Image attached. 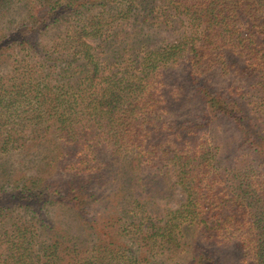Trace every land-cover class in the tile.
<instances>
[{
	"label": "trees",
	"instance_id": "16d2710c",
	"mask_svg": "<svg viewBox=\"0 0 264 264\" xmlns=\"http://www.w3.org/2000/svg\"><path fill=\"white\" fill-rule=\"evenodd\" d=\"M10 1L17 0L0 4ZM18 1L27 15L0 38V49L26 56L14 61L17 77L0 80V156L33 154L44 172L17 179L0 172V264H218L220 257L209 263L198 235L223 243L256 225L255 255L264 264V189L252 188L253 198L241 182L232 187L223 216L229 173L214 170L219 148L202 133L227 116L245 143L264 145L262 130L256 136L237 115L245 100L202 81L210 73L264 78V0ZM53 28L60 30L49 51L40 40ZM180 65L186 88L163 79ZM192 88L202 118L164 120L167 100L176 106ZM150 163L180 187L178 207L143 199L140 181ZM241 201L257 208L245 211L254 227L232 223ZM57 204L78 216L85 239L56 225L61 233L48 234L53 225L41 211ZM244 240L235 247L253 252Z\"/></svg>",
	"mask_w": 264,
	"mask_h": 264
},
{
	"label": "rangeland",
	"instance_id": "374dc122",
	"mask_svg": "<svg viewBox=\"0 0 264 264\" xmlns=\"http://www.w3.org/2000/svg\"><path fill=\"white\" fill-rule=\"evenodd\" d=\"M20 3L21 2L17 0L15 2L10 1L5 5L2 3L0 4V38L10 30L16 29L20 21L25 19L27 10L25 5ZM59 30V28L51 29L49 35H44L40 40L49 51H52L53 43L51 39L57 35ZM20 54L26 56V51L21 50L19 52L18 48H13V50L8 48L4 50L0 49V80L9 79L12 76L17 77V73H14V75L11 74V69H14V61ZM19 70L22 69L19 68ZM186 72L187 69L183 65H180L167 70L168 76H165L163 79L167 81V84L172 83L174 79V87L186 88L189 84ZM202 81L217 93H221L225 96H229L233 93L237 95L238 98H243L247 109L242 110L239 107L237 113L238 117L243 116L245 118V125L248 126L246 128H249L256 136L259 134L258 129H261L264 133V78H232L230 76H220L219 73H214L213 75L210 73L209 79H202ZM187 91L188 93L185 94L186 96L184 95V97H187V100L182 102L179 101L176 106H173V104L169 102L170 99L173 100V97L169 98L172 93L166 95V97L169 98V100H167L169 107L166 108L165 114L163 113L164 120L183 119L184 123H191L202 118L203 111L199 109V107H196L194 103L195 97L193 88L191 90L187 89ZM166 92L167 90L164 93ZM202 133L212 147L216 146L219 148V153L217 152L218 155L214 163V170L221 173L224 171L229 173L228 178L226 177L222 184L224 197H226L222 215L227 216L230 213L229 207L231 201L229 200L233 197L232 195H236V190H233L232 187L238 186L237 188H239L241 182L242 186L250 187V195L254 194L253 198H256V192L254 193L252 188L256 189L258 184L259 186L261 184L262 187L259 190H262V188L264 189V145H249L245 143L243 140L245 132H241L236 123L227 116L219 117L210 122ZM38 158L39 157H35L33 154L26 155V153H20L17 150L11 153H5L0 156V163H2L0 165L5 169L0 168V172L13 174L11 175L13 179H17L14 177L15 174L17 175L16 177L23 175V177L26 178L37 174H43L44 171L36 170L35 164ZM152 164L153 163L148 164L149 167L147 165L144 166L142 171L143 177L140 181V185H144L143 199L147 198V202L156 203L160 209H174L178 207L184 196L180 187L173 184L174 178H168V175L165 177L162 176V172L158 171L156 166ZM125 174L126 173L123 175ZM232 174L235 175L234 179L231 177ZM172 185H174L175 188H173ZM5 191L7 192L6 188L3 192ZM104 193L107 194V191L105 190ZM124 203L125 201L120 205L122 206ZM241 203L240 211L234 214V218L232 219V223H239L238 227L240 228H242V226H249L250 220L254 219V217L251 216L253 213L250 212L249 215L247 213L245 214V211H248V209L249 211L250 209H257L256 207L253 208L248 206L247 201H241ZM258 209L260 210L263 208L260 207ZM18 212H20V209L15 210L16 214ZM41 212L44 216H47L49 224L53 225L48 231L50 236L54 235V232L57 234L61 233L60 230L54 228V225L60 228L62 227L66 232L68 231L67 236L72 237L73 240L82 241L88 234L83 230V226L77 218L78 216L72 211L70 212V210L63 205L46 206ZM257 216L260 217L259 215ZM261 218L264 219V217ZM1 224L2 222L0 221V232L2 229ZM254 224L255 223H252L250 227H254ZM256 227L257 225L253 230L244 235L240 232H235V237H231L227 239L228 241H224L223 243H215L212 236L207 234L206 236H200L199 234L197 238L199 240V247H206V249L209 250V263H212L216 257H220L218 264H260L258 261L259 259H257L255 255L257 250L256 236H258L259 232V229H256ZM192 229L193 227H190L185 231V238L187 241L192 239ZM243 237L245 243L247 241L246 239L251 241L253 252L250 251L249 248L246 249V246L241 248L238 246V248L235 247V241ZM235 248L238 251H236ZM184 253H178L176 259L179 260V258H181L180 256L183 254L184 257L187 255L189 256L187 251ZM196 259V263L200 261L199 258Z\"/></svg>",
	"mask_w": 264,
	"mask_h": 264
}]
</instances>
